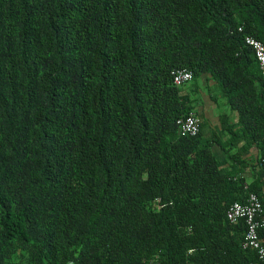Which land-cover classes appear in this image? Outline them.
Masks as SVG:
<instances>
[{
  "label": "trees",
  "instance_id": "obj_1",
  "mask_svg": "<svg viewBox=\"0 0 264 264\" xmlns=\"http://www.w3.org/2000/svg\"><path fill=\"white\" fill-rule=\"evenodd\" d=\"M245 35L264 41V0H0V264L254 262L244 221L225 218L248 192L264 216V93ZM201 76L236 115L209 137ZM190 111L199 130L180 136Z\"/></svg>",
  "mask_w": 264,
  "mask_h": 264
},
{
  "label": "built area",
  "instance_id": "obj_2",
  "mask_svg": "<svg viewBox=\"0 0 264 264\" xmlns=\"http://www.w3.org/2000/svg\"><path fill=\"white\" fill-rule=\"evenodd\" d=\"M237 30L239 31L240 27ZM243 42L253 53L261 77V91L264 93V41L245 35ZM170 75L175 86H180L191 79L190 71L184 68L173 69ZM175 124L180 136H194L199 130V119L193 111L177 118ZM225 218L230 223H235L239 219L244 221L245 231L241 247L256 251V260L249 264H264V237L259 232L264 228V216L256 195L248 192L243 202H232L225 210ZM148 264H158L157 258L152 257Z\"/></svg>",
  "mask_w": 264,
  "mask_h": 264
},
{
  "label": "crops",
  "instance_id": "obj_3",
  "mask_svg": "<svg viewBox=\"0 0 264 264\" xmlns=\"http://www.w3.org/2000/svg\"><path fill=\"white\" fill-rule=\"evenodd\" d=\"M192 86V85H191ZM192 96L195 97L194 106L197 112L202 116V118L207 119L210 127L204 129V136L209 137L210 131H213L215 134H219V120L218 118L221 115L225 114V120L227 124H235L236 115L233 111H231L224 102V99L219 95L218 90L214 87L213 83L206 80L205 76H201L196 82L195 87H191ZM219 98V99H218ZM219 101H218V100ZM217 103L223 104V108L220 111L217 107ZM220 141L226 140V134H221ZM235 150V148L233 149ZM211 152L213 153L217 166L219 168L229 169L231 166L224 152L220 149L217 144H213L211 146ZM256 150L251 148L250 150L243 153V158L247 159L248 162H251L252 159L255 158ZM244 176L246 177V181L250 180L249 169L248 167L243 169ZM263 175V173H261Z\"/></svg>",
  "mask_w": 264,
  "mask_h": 264
},
{
  "label": "rangeland",
  "instance_id": "obj_4",
  "mask_svg": "<svg viewBox=\"0 0 264 264\" xmlns=\"http://www.w3.org/2000/svg\"><path fill=\"white\" fill-rule=\"evenodd\" d=\"M190 84H191V81H188V82L182 84V86H183V88H186V87H188ZM218 99H219V98H218ZM218 99H217V100H218ZM218 101H219V100H218ZM217 105H218L217 107H218L219 110L221 111L222 108H223V104L220 105V103H217Z\"/></svg>",
  "mask_w": 264,
  "mask_h": 264
}]
</instances>
